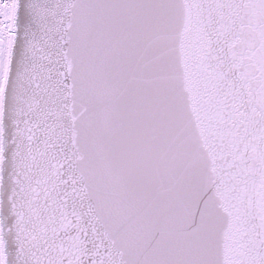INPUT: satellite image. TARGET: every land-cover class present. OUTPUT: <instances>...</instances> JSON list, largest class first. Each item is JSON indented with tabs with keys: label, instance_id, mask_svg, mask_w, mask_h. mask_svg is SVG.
Instances as JSON below:
<instances>
[{
	"label": "snow or ice",
	"instance_id": "snow-or-ice-1",
	"mask_svg": "<svg viewBox=\"0 0 264 264\" xmlns=\"http://www.w3.org/2000/svg\"><path fill=\"white\" fill-rule=\"evenodd\" d=\"M0 264H264V0H0Z\"/></svg>",
	"mask_w": 264,
	"mask_h": 264
}]
</instances>
